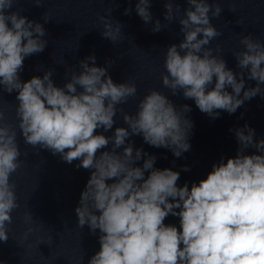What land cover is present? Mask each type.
<instances>
[{
  "label": "clouds",
  "instance_id": "1",
  "mask_svg": "<svg viewBox=\"0 0 264 264\" xmlns=\"http://www.w3.org/2000/svg\"><path fill=\"white\" fill-rule=\"evenodd\" d=\"M18 2L0 0V89L17 93L16 127L25 144L59 155L68 164L78 160V169L90 170L75 208L79 228L87 225L92 234L99 231L100 250L88 264H264V154H245L250 147L264 153V139L254 140L255 129L247 123L230 129L239 144L237 155L226 162L221 158L205 179L191 187L187 183L178 186L180 172L155 168V155L134 149L126 141L142 136L148 145L169 149L180 158L191 149L194 125L186 115L191 107L177 108L168 96L151 90L139 101L135 114L118 109L136 96L137 87L115 83L107 67L95 65L94 55L79 61L81 71L72 72L63 87L54 84L51 70L22 81L25 58L43 52L48 41L42 39L46 31L41 23L12 10ZM187 3L189 7L178 19L183 40L166 50L162 84L173 96L182 91L184 99L194 100L213 120L221 111L235 113L258 94L264 98L260 87L264 84V42L251 35L242 37L244 50L233 53L240 72L234 73L206 47L222 35L209 16L211 12V17H219L220 4ZM150 5L151 0L136 3V13L145 25L153 20ZM173 5V0L164 5L169 21L174 19ZM180 10L175 4V12ZM130 13L131 8L124 10L125 15ZM42 19L48 22L45 15ZM99 19L104 28L101 35L115 43L123 26L116 21L113 27L106 16ZM151 30H161L159 20ZM245 74L256 81L255 87L245 89ZM118 110L127 127H116L111 136L97 134L98 129H113ZM109 144L111 149L104 150ZM20 156L16 128L6 122L0 108L3 242L9 238L12 212L19 207L10 177L21 167ZM143 157L142 166H136ZM183 170L190 169L184 166ZM169 215L179 217V229L165 224ZM24 219L31 222L32 214L25 213Z\"/></svg>",
  "mask_w": 264,
  "mask_h": 264
}]
</instances>
